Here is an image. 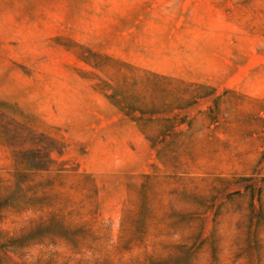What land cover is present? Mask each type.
Here are the masks:
<instances>
[{
	"label": "rangeland",
	"instance_id": "obj_1",
	"mask_svg": "<svg viewBox=\"0 0 264 264\" xmlns=\"http://www.w3.org/2000/svg\"><path fill=\"white\" fill-rule=\"evenodd\" d=\"M0 264H264V0H0Z\"/></svg>",
	"mask_w": 264,
	"mask_h": 264
}]
</instances>
